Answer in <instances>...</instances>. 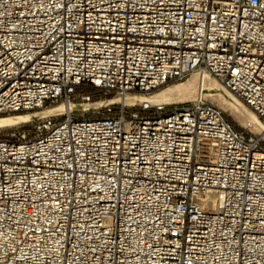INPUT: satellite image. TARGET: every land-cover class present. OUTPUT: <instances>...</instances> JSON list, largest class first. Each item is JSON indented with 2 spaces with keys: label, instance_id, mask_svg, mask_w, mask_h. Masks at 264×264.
<instances>
[{
  "label": "built area",
  "instance_id": "built-area-1",
  "mask_svg": "<svg viewBox=\"0 0 264 264\" xmlns=\"http://www.w3.org/2000/svg\"><path fill=\"white\" fill-rule=\"evenodd\" d=\"M192 74L263 130L202 96L40 116L0 138V264H264V0H0V114Z\"/></svg>",
  "mask_w": 264,
  "mask_h": 264
},
{
  "label": "rangeland",
  "instance_id": "rangeland-1",
  "mask_svg": "<svg viewBox=\"0 0 264 264\" xmlns=\"http://www.w3.org/2000/svg\"><path fill=\"white\" fill-rule=\"evenodd\" d=\"M182 82H189L191 85V90L189 92H186V90H182L180 92L173 90L169 92V99L162 101L161 98L163 95L162 92L164 91L165 88L169 86H173L175 84H179ZM78 90L83 92V93H89V94H94L97 93L98 96L95 99H91L90 104H83V105H74L72 109V117L73 118H88L96 115L95 111L96 109H93L91 106H98L99 104L105 103V102H118L114 104H121L124 102L126 106L129 108L128 111H140L143 109V105L148 104L149 108L148 110L150 111H145V112H140L142 115H151L154 114V108L157 104H163L165 106V109L163 112H169L173 110L176 107L180 106H185L188 105L189 102L195 98H198L199 92H200V75L197 74H192L188 76L186 79L181 80V81H173L169 82L158 89H155L153 91L148 92L145 95L138 94V96L133 97L131 95L126 96V98L123 100L118 99L117 96L113 94V91L104 94L100 90H95L91 87H85V86H80L78 87ZM219 93L221 96L217 97L214 95H208L204 97L207 102L214 104L215 106L219 107L224 115L227 117V120L229 123L235 128L242 130L244 126L248 129L247 127L248 123L247 119L249 116L253 113L252 110L249 108L246 109H236L233 106H231L228 101L231 97L230 93L225 90L224 88H220ZM225 93V95H224ZM157 95V99L159 101H141L142 97H149L152 95ZM235 99V98H234ZM236 100V99H235ZM237 101V100H236ZM71 103H77L75 100H70ZM59 104H56L58 106ZM88 106H90L89 109H86ZM52 106H48L47 108H41V109H34L30 111H23L19 113H11V114H0L1 115H7V116H13V115H18V114H24L27 115V120L23 122H19L10 126L6 127H0V138L5 139V138H11L12 134H17L26 132L27 130H31V132H26L29 136H33L35 133V125L38 124V120L40 116L42 115H52L55 116L56 121H60L63 118V114L66 113L67 111L60 109H50ZM118 105H115V110L114 113L117 111ZM128 112V113H129ZM128 115V114H127ZM34 128V129H32ZM250 130L252 133L256 134L260 131L259 127L255 125H251ZM264 134V133H263ZM264 147V143H263Z\"/></svg>",
  "mask_w": 264,
  "mask_h": 264
},
{
  "label": "bare ground",
  "instance_id": "bare-ground-1",
  "mask_svg": "<svg viewBox=\"0 0 264 264\" xmlns=\"http://www.w3.org/2000/svg\"><path fill=\"white\" fill-rule=\"evenodd\" d=\"M220 88H222V86L219 84V82L217 80H215L213 77H211L208 74H203L200 75V92L199 95L202 97H206L208 95H214V96H221V94L219 93ZM176 90L178 92L182 91V90H186V92H189L191 90V85L189 84V82H182L179 84H175L173 86H169L167 88L164 89V91L162 92L163 95L161 100L165 101L167 99H169V92ZM158 95V94H157ZM157 95H152L149 97H142L141 101L147 102V101H159L156 97ZM225 95V93H224ZM231 95V94H230ZM237 100H235V99ZM228 103L233 106L236 109H246L247 107L242 104V102L237 99L236 97H234L233 95H231ZM74 105L73 103L69 102V103H61L59 104L56 108L57 109H62L65 111H69L70 108H72ZM27 120V115L24 114H18V115H13V116H1L0 117V127H6V126H10L19 122H23ZM248 125H255L257 127H259L260 131L263 130V126L261 121L255 116L254 113H252L249 118L247 119ZM264 133V132H263Z\"/></svg>",
  "mask_w": 264,
  "mask_h": 264
},
{
  "label": "trees",
  "instance_id": "trees-1",
  "mask_svg": "<svg viewBox=\"0 0 264 264\" xmlns=\"http://www.w3.org/2000/svg\"><path fill=\"white\" fill-rule=\"evenodd\" d=\"M152 91H153V90H152ZM90 95H91V98H92V99H95V98L98 96L97 93L90 94ZM112 109H113V111L116 109L114 105L112 106ZM145 111H150V110H148V109H146V110L142 109V110H140L139 112H145ZM1 116H5V115H1ZM32 129H34V128H32ZM26 132H31V130H27Z\"/></svg>",
  "mask_w": 264,
  "mask_h": 264
}]
</instances>
